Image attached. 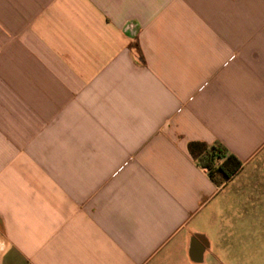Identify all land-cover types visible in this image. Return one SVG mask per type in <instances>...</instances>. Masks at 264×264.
Segmentation results:
<instances>
[{"label": "crops", "instance_id": "crops-1", "mask_svg": "<svg viewBox=\"0 0 264 264\" xmlns=\"http://www.w3.org/2000/svg\"><path fill=\"white\" fill-rule=\"evenodd\" d=\"M0 264H264V0H0Z\"/></svg>", "mask_w": 264, "mask_h": 264}, {"label": "trees", "instance_id": "trees-1", "mask_svg": "<svg viewBox=\"0 0 264 264\" xmlns=\"http://www.w3.org/2000/svg\"><path fill=\"white\" fill-rule=\"evenodd\" d=\"M189 153L209 170L210 177L217 183H222L234 175L241 163L233 155L219 146H208L204 143L189 144Z\"/></svg>", "mask_w": 264, "mask_h": 264}]
</instances>
